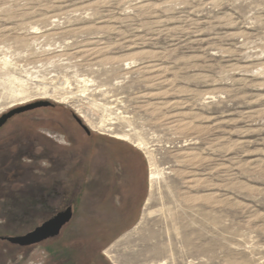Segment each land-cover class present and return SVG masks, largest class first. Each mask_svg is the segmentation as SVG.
Wrapping results in <instances>:
<instances>
[{
  "label": "rangeland",
  "instance_id": "rangeland-1",
  "mask_svg": "<svg viewBox=\"0 0 264 264\" xmlns=\"http://www.w3.org/2000/svg\"><path fill=\"white\" fill-rule=\"evenodd\" d=\"M38 101L0 127V237L68 205L83 231L0 264H264V0H0V116Z\"/></svg>",
  "mask_w": 264,
  "mask_h": 264
},
{
  "label": "water",
  "instance_id": "water-1",
  "mask_svg": "<svg viewBox=\"0 0 264 264\" xmlns=\"http://www.w3.org/2000/svg\"><path fill=\"white\" fill-rule=\"evenodd\" d=\"M48 101H38L22 107H17L11 109L10 111L2 114L0 116V127H2L9 118L13 115L31 110L37 107L49 106ZM78 124L85 130L87 134L90 133L88 128L81 122V120L75 117ZM73 211L71 205H68L65 209L58 211L53 216L49 217L43 221L40 225L36 226L34 229L17 236L0 237L1 240H5L13 245L19 247H28L31 245L38 244L47 239L54 238L58 236L62 228L68 224L72 218Z\"/></svg>",
  "mask_w": 264,
  "mask_h": 264
},
{
  "label": "flooded vegetation",
  "instance_id": "flooded-vegetation-1",
  "mask_svg": "<svg viewBox=\"0 0 264 264\" xmlns=\"http://www.w3.org/2000/svg\"><path fill=\"white\" fill-rule=\"evenodd\" d=\"M58 127L62 128L61 125H59ZM63 130H64V128H63ZM64 135H65V137H68V139H69V136H68L69 134H67V132ZM69 144L71 145V140H70ZM21 158L23 159V161L24 160L29 161V159H24L23 157H21ZM2 163L4 166L2 165ZM5 165H7V166H5ZM12 166H13L12 155L10 156L8 154H0V208L8 209L9 207H11L13 201L22 197V195H18L17 197L13 196V172H12L13 170H12ZM24 166L25 165H23V164H18V166L16 165V170H18V172H16V174H15L16 176L22 175V173H23L22 171H23ZM2 168H4V169H2ZM25 180L26 179H22L19 181L22 188L20 190H18L17 192H15L16 194L17 193L22 194L23 192H25L24 190L27 188L26 184L25 185L23 184L25 182ZM71 207H72V211H73V206L71 205ZM59 211H61V210H59ZM73 214H74V211H73ZM53 215H51V216H53ZM72 218H73V215H72Z\"/></svg>",
  "mask_w": 264,
  "mask_h": 264
},
{
  "label": "trees",
  "instance_id": "trees-1",
  "mask_svg": "<svg viewBox=\"0 0 264 264\" xmlns=\"http://www.w3.org/2000/svg\"><path fill=\"white\" fill-rule=\"evenodd\" d=\"M0 154H6L5 153V151L4 152H0ZM10 156H11V153H10ZM13 161H14V159H13ZM15 163H16V160H15ZM2 165H3V163H2ZM13 183L15 184V182L13 181ZM112 185V184H111ZM116 186L114 185H112L111 187H109V191L110 192H112V190L115 188ZM108 188V187H107ZM109 192V193H110ZM113 193V192H112ZM94 204L95 203H93V204H90V205H88L89 207L88 208H90L89 210H88V215H89V217H88V220L87 221H84L83 223H81V224H83V226L84 227H86V225L85 224H87V227L86 228H88V229H90L91 231H94L95 233H94V238H96V236L98 237V239H100V240H103V234L105 233V235H106V233H107V230H110V228H111V225H109V224H106V223H104V219H103V217H104V215H103V211L101 210V209H99V210H96V208H94L93 207V210H92V206H94ZM72 221L73 220H71L68 224H66L64 227H63V229L61 230V232H63V233H65V232H67L66 234V238L68 239V237H70V235L72 234V233H75V230L76 231H78V232H80L81 231V233H82V231H83V229H79L78 228V225H76V224H74V223H72ZM60 232V234L57 236V237H55L54 239H57V243L60 245V235L62 234ZM98 239H96L97 241H96V245L95 246H93L92 245V247H93V249H97V248H99V247H101V241H99ZM104 241V240H103ZM93 241H91V243H92ZM14 246V245H13ZM97 246V247H96ZM95 251V250H94ZM93 255V254H92ZM81 257L79 256V257H76V259H75V257H74V255L72 254L71 256H70V262H67V260H66V262L64 263V264H79L80 262H81V259H80ZM93 264V263H92Z\"/></svg>",
  "mask_w": 264,
  "mask_h": 264
},
{
  "label": "bare ground",
  "instance_id": "bare-ground-1",
  "mask_svg": "<svg viewBox=\"0 0 264 264\" xmlns=\"http://www.w3.org/2000/svg\"><path fill=\"white\" fill-rule=\"evenodd\" d=\"M94 122L92 121V124H93ZM90 125H91V123H89ZM95 125L94 126H97L99 129H102V130H111L112 128H110V127H107L106 125L108 124V123H106V121L105 120H100L99 122H95L94 123ZM93 126V127H94ZM115 134H116V136L118 135H121V136H124V137H127L128 135L127 134H125V133H121V134H119V133H116V132H114ZM117 136V137H118ZM136 144L139 146V147H143L144 146V144H143V142L141 141V140H136ZM149 159H150V163H151V165H153L154 163H153V160H152V158H150L149 157ZM153 169V168H152ZM157 178V172H155V170L153 169V170H151V172H150V174H149V180L151 181V183H150V186H152L153 185V181L155 180ZM149 200V199H148ZM147 209V208H146ZM149 212V211H148ZM147 212V213H148ZM150 213V212H149ZM149 215V214H148ZM116 259H118V258H115L114 260H115V262H118L119 260H116Z\"/></svg>",
  "mask_w": 264,
  "mask_h": 264
},
{
  "label": "built area",
  "instance_id": "built-area-1",
  "mask_svg": "<svg viewBox=\"0 0 264 264\" xmlns=\"http://www.w3.org/2000/svg\"><path fill=\"white\" fill-rule=\"evenodd\" d=\"M30 264H32V263H30Z\"/></svg>",
  "mask_w": 264,
  "mask_h": 264
}]
</instances>
